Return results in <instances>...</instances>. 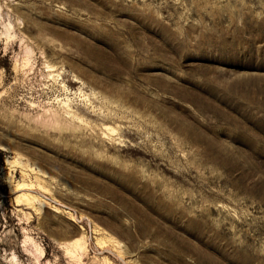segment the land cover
<instances>
[{"label": "rangeland", "instance_id": "1", "mask_svg": "<svg viewBox=\"0 0 264 264\" xmlns=\"http://www.w3.org/2000/svg\"><path fill=\"white\" fill-rule=\"evenodd\" d=\"M0 264H264V0H0Z\"/></svg>", "mask_w": 264, "mask_h": 264}]
</instances>
